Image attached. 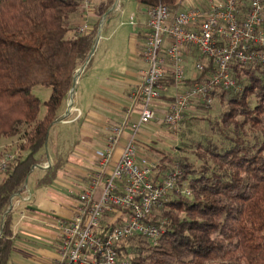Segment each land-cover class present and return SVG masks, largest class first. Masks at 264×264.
Instances as JSON below:
<instances>
[{
	"label": "trees",
	"instance_id": "16d2710c",
	"mask_svg": "<svg viewBox=\"0 0 264 264\" xmlns=\"http://www.w3.org/2000/svg\"><path fill=\"white\" fill-rule=\"evenodd\" d=\"M135 2L145 9L160 3L174 9L179 0ZM112 4L95 5L97 21L88 33L71 39L67 35L81 11L80 0H0V144L19 136L18 150L25 153L9 162L0 182V264L8 263L13 246L10 198L46 160L44 154L36 156L47 146L51 124ZM234 78L239 92L218 88L211 93L214 102L227 100L231 107L212 123L227 145L207 140L196 145L194 161L162 157L157 162L159 175L169 172L170 164L178 167L177 187L187 186L191 196L173 192L153 211L152 223L165 221L155 246L140 237L120 244L117 254L131 264H264V79L257 66H234ZM36 86L51 89L41 120L40 100L32 94ZM251 97L256 98L253 107ZM197 108L203 107L189 111ZM63 165L57 157L37 185H51Z\"/></svg>",
	"mask_w": 264,
	"mask_h": 264
},
{
	"label": "built area",
	"instance_id": "2783aa9c",
	"mask_svg": "<svg viewBox=\"0 0 264 264\" xmlns=\"http://www.w3.org/2000/svg\"><path fill=\"white\" fill-rule=\"evenodd\" d=\"M80 8L88 15L93 1L80 0ZM180 8L181 4L171 9L160 3L147 9L145 68L131 91V106L125 119L111 126L103 148L94 152L96 165L89 184L77 195L73 213L57 221L60 239L51 264H131L129 257L117 254L121 243L140 237L155 246L165 222L152 223L153 211L169 194L188 197L191 192L187 186L177 187L178 167L159 175L157 162L139 156L142 128L159 120L176 129L191 107H212L215 89L238 92L234 66H257L264 79V0H207ZM130 25L138 22L131 17ZM89 30L83 22L75 37ZM188 60L192 61L190 78L185 75ZM168 86L183 90L164 96ZM132 113L138 116L131 121ZM14 159L8 154L0 158V182ZM49 167L41 165L45 170Z\"/></svg>",
	"mask_w": 264,
	"mask_h": 264
},
{
	"label": "rangeland",
	"instance_id": "374dc122",
	"mask_svg": "<svg viewBox=\"0 0 264 264\" xmlns=\"http://www.w3.org/2000/svg\"><path fill=\"white\" fill-rule=\"evenodd\" d=\"M99 1L100 0H93V3L96 4ZM114 1L115 0H113V2ZM206 1L207 0H179V3L181 4L180 9L185 10L195 7L205 3ZM112 6L109 9L110 12L105 16V19L102 20V17V21L100 20L101 23H99L97 33L94 36L91 49L87 55V57L90 55V58L83 71L80 73L78 78L79 81L75 87L74 103L81 100L82 105H80V107L83 112L87 109V107L95 103L96 98H94V96L97 94L96 90L98 89V85L101 86L99 92L104 93V91L109 88L110 84L124 81L128 74L131 73L140 75L139 71L141 68L144 69L143 62L139 59H134V52L135 50H141L144 46V41L142 38H138L137 31H139V29H144L143 25L146 23V16H148L146 12L147 9L138 5L135 0H117L114 10L111 9ZM118 8L122 10L121 13L119 11L117 12ZM131 17L141 24V28H139L138 25H130ZM96 21V18L92 20L91 25H93ZM85 62L79 66L77 70L82 68ZM184 66L186 72L185 75L187 78H190L192 76V61H186ZM169 87L170 86H168V89L163 93L164 96H174L183 90L182 86H179L178 88ZM32 94L40 100V111L37 119L41 120L46 111L44 103L49 99L51 89L36 86L32 89ZM68 98L65 103V109L68 105ZM248 101L250 106H255V97H251ZM228 102L229 101L227 100L222 102L215 101L209 109L197 108L192 112H187L186 116L176 129L169 128L159 123L158 118V121H154L150 125L142 128L141 133L147 132L148 135L143 137L141 134L143 138H139V143L141 145L139 150L147 157L153 159L154 161L156 160V162H158L162 157H169L172 160H176L179 157H188L191 161H194L195 157L193 152L196 150V145L198 143L205 146L207 140H212L218 145L222 144L223 146H226L227 143H225L224 140H222V138L217 134V130L212 127V123L219 120L223 113L228 112L231 108L228 105ZM72 112L77 116L80 115L79 111L77 108L75 109L74 106L72 108ZM63 113L61 112L60 115ZM137 116V113H135L134 118L136 119ZM70 118L69 114V116L62 122L66 120L68 121ZM262 124L264 125V114L262 116ZM58 126L60 125H55L53 127L51 131L53 136L55 135V131ZM77 126V124L71 126L73 136H75L78 139L77 141H79V145L77 146L75 153H83L86 157L92 160L94 159L92 151L95 150L96 147L95 145H92V142L88 141L87 137L84 138L81 134L79 140ZM18 144L19 136L4 139L0 144V158L4 157L6 154L14 157H23L25 153L18 150ZM73 148L74 146H68V150ZM44 153L47 154V147H44V150L40 152V156ZM79 160L81 159L79 158ZM76 165H78L77 161ZM172 165L173 164H170V168H172ZM33 177L34 176L32 174L28 181L29 189L31 188V180H33ZM77 190L78 186L71 183L68 187H64V189L60 191H55L50 188H40L37 191V195L41 198L42 196H45L46 192L52 191L57 195V199L60 200L59 206H63L64 204L70 206L75 201L73 198L74 196H77ZM33 192H35V190ZM23 262L25 264H38L30 258L27 260L25 259ZM9 264L12 263L9 262Z\"/></svg>",
	"mask_w": 264,
	"mask_h": 264
},
{
	"label": "crops",
	"instance_id": "0c3cea01",
	"mask_svg": "<svg viewBox=\"0 0 264 264\" xmlns=\"http://www.w3.org/2000/svg\"><path fill=\"white\" fill-rule=\"evenodd\" d=\"M93 1V0H92ZM106 1H99L100 4ZM116 1L113 5L116 7ZM114 10V9H113ZM122 12L120 8L117 12ZM144 11V10H143ZM148 16H146L147 19ZM95 19L94 11L85 15L82 11L72 21V31L68 33V38H74L75 29L78 25L83 22H87L91 26V21ZM141 24L138 23V27ZM144 29L137 31L138 38H142L146 33L145 25ZM144 45V42H143ZM138 49V48H137ZM142 50H135V60L139 59L143 62L144 68L145 63L143 60ZM143 69L139 71V73ZM79 81V80H78ZM77 81V83H78ZM140 81V75L131 73L128 74L124 81L119 83L110 84L109 88L104 93L99 92L100 85L96 90L94 96L95 103L83 112L80 105L81 100L74 103L73 95V106L79 111L80 115L77 116L71 111L70 119L59 124L56 128L55 135L51 133L53 125L49 132V140L47 143V154L44 153L45 161L40 165L32 168L30 174L23 184V188L15 194V198L11 202L8 211H11L13 222H12V241L13 246L11 249V255L9 262L12 264H25L23 261L31 259L38 264H51L55 258L56 248L59 243V232L57 229V221L59 219L70 217L73 213V209L76 205L77 196L73 198L74 203L70 206L63 205L59 206V199L54 192H46L45 196L39 198L37 191L40 188H50L52 190H62L64 187H68L69 184L73 183L78 186L76 195H78L83 189L89 184V176L92 173L96 165L95 157L90 160L83 153H75L77 146L79 145L78 139L73 136L71 126L78 125V136L80 140V134L85 138H88L92 145H95L96 149L92 151L101 150L107 139L108 133L111 126L120 123L125 119L126 111L131 106V91L138 85ZM65 106L62 113L65 112ZM62 115V114H61ZM60 115V116H61ZM76 115V116H75ZM135 113H132L130 120H135ZM59 129V130H58ZM142 136H147V132L141 133ZM140 135V137H142ZM142 137V138H143ZM126 134L120 140L119 145L116 147L114 152V159H117L121 147L125 142ZM74 146L73 149L68 150V146ZM138 149L139 156L146 157ZM40 153L36 156L40 157ZM60 157L64 161L63 167L58 171L56 179L49 186H38L37 180L44 175L45 169L41 168V165L48 163L49 166L53 164L55 159ZM79 158L81 160H79ZM76 161L78 165H76ZM33 174V180H31V188H28V181L30 176ZM33 189V190H31ZM35 190V192H33ZM39 198V199H38ZM30 264V263H29Z\"/></svg>",
	"mask_w": 264,
	"mask_h": 264
},
{
	"label": "water",
	"instance_id": "95a60500",
	"mask_svg": "<svg viewBox=\"0 0 264 264\" xmlns=\"http://www.w3.org/2000/svg\"><path fill=\"white\" fill-rule=\"evenodd\" d=\"M115 5L112 6L111 9H114ZM110 12V10L103 16L102 20L105 19V16ZM101 20V21H102ZM101 23V22H100ZM90 58V55L86 58V62L85 64L82 66V68H80L79 70H77L73 76V80H72V85H71V88H70V91H69V98H68V105H67V108L65 110V112L59 116L52 124H51V127L55 124H58L60 122H62L64 119H66L69 114L71 113L72 111V108H73V95H74V91H75V87H76V84H77V81H78V78H79V75L80 73L83 71L85 65L88 63V60ZM45 147H46V144H45Z\"/></svg>",
	"mask_w": 264,
	"mask_h": 264
}]
</instances>
